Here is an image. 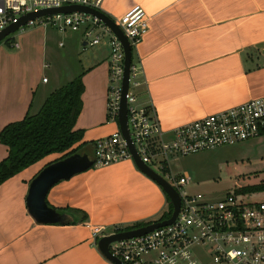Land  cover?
<instances>
[{"label": "crops", "instance_id": "0c3cea01", "mask_svg": "<svg viewBox=\"0 0 264 264\" xmlns=\"http://www.w3.org/2000/svg\"><path fill=\"white\" fill-rule=\"evenodd\" d=\"M134 4L143 7L149 24L134 51L141 68L138 103L153 107L163 130L252 98L264 100V0H103L101 11L114 19ZM47 32L45 26L27 27L0 45V129L36 113L60 87L61 76L55 86L43 81ZM98 47L80 72L84 90L74 128L83 130L82 142L118 128L107 120L108 51L101 55L106 46ZM7 153L0 142V160ZM57 155L0 184V264H113L98 249L92 227L122 230L166 209L162 188L123 159L55 183L46 201L71 213L72 220L38 223L26 205L29 183Z\"/></svg>", "mask_w": 264, "mask_h": 264}, {"label": "built area", "instance_id": "2783aa9c", "mask_svg": "<svg viewBox=\"0 0 264 264\" xmlns=\"http://www.w3.org/2000/svg\"><path fill=\"white\" fill-rule=\"evenodd\" d=\"M102 1L0 0V32L27 13L73 4L101 10ZM113 21L126 37L134 56L149 27L143 7L134 4ZM33 26H50L59 32L80 31L84 46L103 44L108 48L106 115L107 120L118 125L125 58L118 36L98 17L80 11L42 15L28 20L17 31ZM140 74L139 62L131 60L125 96L130 142L121 134L119 126L113 133L96 139L93 165L123 159L133 161L131 143L143 163L163 172L169 169V156L194 154L257 138L264 133V100L261 98L249 99L165 131L153 107L138 103ZM46 80L44 77L43 81ZM168 177L172 182L167 181L180 196L175 219L139 236L110 242L108 250L112 256L124 264H264V200L236 190L217 200H209L202 194L181 190L187 183L186 175ZM91 233L95 241L101 235L110 234L98 225L92 227Z\"/></svg>", "mask_w": 264, "mask_h": 264}, {"label": "rangeland", "instance_id": "374dc122", "mask_svg": "<svg viewBox=\"0 0 264 264\" xmlns=\"http://www.w3.org/2000/svg\"><path fill=\"white\" fill-rule=\"evenodd\" d=\"M45 27L48 28L45 59L48 66L44 69V75L50 80L49 86H55L54 79L61 76L57 85L61 86L70 80L67 79L68 72L79 74L85 59L91 58L94 51L102 47L83 46L80 31L59 32L53 27ZM17 33L19 30L0 40V45L8 44L5 40L9 37L13 39ZM102 50L101 55H104L108 48ZM168 161L169 169L164 173L158 171L157 167H153V170L169 182H172L168 177L170 174L175 177L186 175L187 183L181 190L193 195L202 194L209 200H217L234 190L241 192V188L264 183V139L258 137L194 154L169 156ZM246 194L253 199L264 200V190ZM111 231L108 229L105 233Z\"/></svg>", "mask_w": 264, "mask_h": 264}, {"label": "trees", "instance_id": "16d2710c", "mask_svg": "<svg viewBox=\"0 0 264 264\" xmlns=\"http://www.w3.org/2000/svg\"><path fill=\"white\" fill-rule=\"evenodd\" d=\"M11 39L12 37H9L5 41L8 43ZM83 90L82 73H80L52 91L36 113H27L22 119L10 122L0 129V142L8 148L7 156L0 160V184L52 153H62L53 161L81 151L90 153L93 158L95 142H82L83 130L74 128L82 108ZM262 190H264V183L244 187L240 191L248 193ZM80 212V220H85L86 213ZM171 213L172 204L166 195V209L158 218L136 221L124 226L122 230L134 229L153 221L167 219Z\"/></svg>", "mask_w": 264, "mask_h": 264}, {"label": "water", "instance_id": "95a60500", "mask_svg": "<svg viewBox=\"0 0 264 264\" xmlns=\"http://www.w3.org/2000/svg\"><path fill=\"white\" fill-rule=\"evenodd\" d=\"M74 11L86 12L98 17L118 36L123 44L125 54L124 75L122 83V99L118 113V126L121 134L128 140L129 143L130 135L127 127V105L125 96L128 89L129 66L132 60V52L126 37L123 35L118 25L110 16L101 10L76 4L65 5L59 8L41 9L36 12L27 13L21 16L16 24L9 25L3 29L0 32V40L7 37L14 31H17L19 26L28 20L46 14L69 13ZM129 149L133 154L135 166L147 177L155 181L169 197L172 204V213L169 218L164 220L153 221L138 228L121 230L99 236L97 239V247L100 252L113 264L124 263H122L117 257L111 255L108 250V245L110 242L124 238H130L133 236H139L153 230L154 228L167 225L175 219L180 207V196L176 189L160 174L155 172L139 159L131 143L129 144ZM92 160L93 158L90 153L85 151L76 152L64 158L49 162L31 179L26 196V205L29 214L35 219V221L38 223H65L72 220L71 213L67 211H59L58 209L50 206L46 201V196L49 189L55 183L63 179H68L71 176L88 169L92 165Z\"/></svg>", "mask_w": 264, "mask_h": 264}]
</instances>
